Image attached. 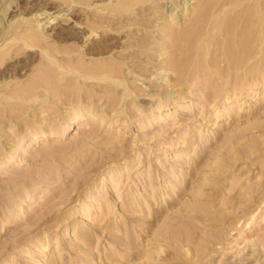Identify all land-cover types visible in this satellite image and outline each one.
Returning <instances> with one entry per match:
<instances>
[{
	"label": "rangeland",
	"instance_id": "obj_1",
	"mask_svg": "<svg viewBox=\"0 0 264 264\" xmlns=\"http://www.w3.org/2000/svg\"><path fill=\"white\" fill-rule=\"evenodd\" d=\"M127 1L0 0V264H264V71L174 67L206 0Z\"/></svg>",
	"mask_w": 264,
	"mask_h": 264
},
{
	"label": "bare ground",
	"instance_id": "obj_2",
	"mask_svg": "<svg viewBox=\"0 0 264 264\" xmlns=\"http://www.w3.org/2000/svg\"><path fill=\"white\" fill-rule=\"evenodd\" d=\"M73 1V0H72ZM154 0H128L126 3L122 4V8H129L133 7L134 5L137 4H143L146 2H150ZM190 1V0H187ZM192 1V0H191ZM163 2V1H162ZM202 2V1H201ZM199 2V3H201ZM149 3V4H150ZM164 3V2H163ZM185 3V2H184ZM189 3V2H188ZM204 3V0H203ZM167 4V2H166ZM183 4V3H182ZM180 5V4H179ZM200 5V4H199ZM202 5V4H201ZM114 6V5H113ZM139 6V5H138ZM141 6V5H140ZM147 6V5H146ZM153 6V5H151ZM164 6V4H163ZM183 10L185 11L188 4L187 2L185 5L183 4ZM199 6V7H203ZM95 7V6H94ZM180 7V6H179ZM197 7V6H196ZM115 8V7H114ZM161 8V6H160ZM198 8V7H197ZM102 9V8H101ZM163 9V8H162ZM199 9V8H198ZM95 10V9H94ZM99 10V9H98ZM106 10V9H104ZM104 10L102 11L104 13ZM101 11V10H100ZM139 11V10H137ZM152 11V9H151ZM99 12V11H98ZM106 12V11H105ZM154 12V11H152ZM195 12V11H194ZM101 13V12H100ZM135 13V12H134ZM139 13V12H138ZM185 13V12H184ZM198 13V12H197ZM128 14V13H127ZM136 14V13H135ZM151 14V13H150ZM97 15V14H96ZM108 15V14H106ZM118 15V14H117ZM123 15V14H122ZM129 15V14H128ZM131 15V14H130ZM157 15V14H156ZM162 15V14H161ZM116 17V15H113ZM120 16V15H119ZM152 17V16H150ZM161 17V16H159ZM165 17V16H164ZM167 18V17H165ZM178 18V17H177ZM168 19V18H167ZM188 19V18H187ZM53 20V19H52ZM102 20V19H101ZM115 20V19H114ZM191 20V19H190ZM164 21V20H163ZM186 21V19H185ZM93 22V21H92ZM95 22V21H94ZM168 22V21H167ZM101 23V22H99ZM170 23V22H169ZM168 23V24H169ZM172 23V22H171ZM186 23V22H184ZM105 23H103L104 25ZM154 24V23H153ZM189 24V23H187ZM100 25V24H98ZM174 25V24H173ZM172 25V26H173ZM177 25V24H176ZM175 25V26H176ZM190 25V24H189ZM102 26V24H101ZM104 26H108V24H105ZM103 26V27H104ZM170 26V27H172ZM173 26L177 30V27ZM183 25H180V27ZM36 27V26H35ZM113 27V26H112ZM110 27V28H112ZM188 28V30L181 35L177 34L175 36L174 34V40L173 43L170 41V44L172 47H169V49H173L170 51H173L171 54L172 58V65L175 67L176 65H182V67L186 64L187 62H183V59L187 57V60L193 62L196 61L197 63L201 64L203 67L205 66L208 68V56L211 53L210 48L213 46L214 48V43L213 41L217 37L222 38V42H220V45H223L224 48V53L228 55V58L226 60V67L224 70L227 71H232L234 69L238 70V72L243 71L247 66L251 67L252 72H249L251 74H256V76L249 77L248 82L249 84H257L258 83V76L263 73L264 71V0H206L205 6L202 9V14L198 15L197 17L192 20V25ZM114 29V28H112ZM171 29V28H170ZM184 29V28H183ZM144 30V29H143ZM171 31V33H173ZM178 31V30H177ZM176 31V32H177ZM182 31V29L180 30ZM92 32V31H91ZM100 33L102 32L99 31ZM105 32V31H104ZM40 34V33H39ZM38 34V35H39ZM155 34V33H154ZM96 36V38L94 37ZM98 35L92 32L90 36H88V40L91 39H97ZM116 36V35H115ZM94 37V38H93ZM102 37V36H101ZM100 37V38H101ZM117 37V36H116ZM172 37V35H171ZM21 39V38H20ZM19 39V40H20ZM119 39V38H118ZM127 39V38H126ZM170 39V37H169ZM22 40V39H21ZM121 40V39H120ZM124 40V39H122ZM171 40V39H170ZM86 41V40H85ZM83 41V42H85ZM97 41V40H96ZM95 41V42H96ZM108 41V40H107ZM126 41V40H125ZM89 42V41H88ZM94 42V41H91ZM26 44V43H25ZM86 43H84L85 45ZM93 43H91L92 45ZM97 44V42H96ZM48 45V44H47ZM46 45V46H47ZM83 45V48L85 46ZM29 46V45H28ZM87 46V44H86ZM98 46V45H97ZM90 47V46H88ZM99 47V46H98ZM117 47V46H116ZM115 47V48H116ZM27 48V45L26 47ZM30 48V46H29ZM97 49V47L95 46ZM105 48V47H104ZM151 48V47H149ZM222 48V47H220ZM52 49V47L50 48ZM58 49V48H56ZM79 49V48H78ZM95 49V50H96ZM100 49V48H99ZM148 49V48H147ZM42 50V49H41ZM55 50V49H53ZM82 50V49H81ZM80 50V51H81ZM84 50H87L84 49ZM93 50V49H92ZM98 50V49H97ZM222 50V51H223ZM58 51V50H57ZM65 51V50H64ZM69 51V50H68ZM89 51V50H88ZM212 51V50H211ZM82 52V51H81ZM107 52V51H106ZM105 52V53H106ZM109 52V51H108ZM169 52V50H168ZM168 52H165L168 54ZM214 52V51H213ZM212 52V53H213ZM96 53V51L94 52ZM93 53V54H94ZM121 53V52H120ZM88 54V53H85ZM90 54V53H89ZM92 54V53H91ZM100 54V53H98ZM103 55V52H102ZM111 55V54H110ZM113 55V54H112ZM51 56V55H50ZM49 56V58H50ZM57 56V54H56ZM82 56V55H81ZM92 56V55H90ZM95 56V55H94ZM214 56V54H213ZM220 56V55H218ZM217 56V57H218ZM48 57V56H47ZM58 57V56H57ZM64 57V56H63ZM121 57V56H120ZM119 57V58H120ZM47 58V59H49ZM60 58V57H59ZM79 58V57H78ZM118 58V59H119ZM138 58V57H137ZM51 59V58H50ZM84 59V58H81ZM170 58L168 57V60ZM194 59V60H193ZM214 59V58H213ZM220 59V57H219ZM61 60V59H60ZM78 60V59H76ZM87 60V59H86ZM107 60V59H106ZM95 61V60H94ZM93 61V62H94ZM98 61V60H97ZM110 61V59H109ZM108 61V62H109ZM112 61V60H111ZM118 61V60H117ZM170 61V60H169ZM168 61V63H169ZM57 63V61H55ZM82 62V61H80ZM69 63V62H68ZM77 63V62H76ZM95 63V62H94ZM100 63V62H99ZM98 63V64H99ZM105 63V62H103ZM111 63V62H110ZM109 63V65H111ZM123 63V62H122ZM150 63V62H149ZM211 63V62H210ZM220 63V62H219ZM107 64V63H106ZM105 64V66H106ZM170 64V63H169ZM212 64V63H211ZM82 65V64H81ZM113 65V64H112ZM111 65V66H112ZM126 65V64H125ZM191 65V63H190ZM194 65V64H193ZM200 65V66H201ZM215 65V64H213ZM58 66V65H56ZM79 66V65H78ZM91 66V65H90ZM103 66V65H102ZM117 67V65H115ZM171 66V67H173ZM217 66V65H216ZM47 67V65H46ZM104 67V66H103ZM115 67V68H116ZM204 67V68H205ZM51 68V67H50ZM84 69V67H82ZM93 68V67H92ZM200 68V67H199ZM205 68V69H206ZM95 69V68H94ZM99 69V68H98ZM118 71V68H116ZM185 69V68H184ZM190 70V68H187ZM58 70V69H57ZM76 73V68L74 69ZM79 70V69H78ZM89 71V68L87 69ZM120 70V69H119ZM158 70V69H157ZM247 70V69H246ZM67 71V70H66ZM91 71V70H90ZM97 71V70H96ZM106 71V70H105ZM116 70H110V74L112 77H117ZM126 71V70H125ZM249 71V70H248ZM58 72V71H57ZM65 72V71H64ZM78 72V71H77ZM99 72V71H98ZM120 72V71H119ZM166 72V71H165ZM178 72V71H177ZM175 72V74L177 73ZM184 72V71H183ZM188 72V71H187ZM186 72V73H187ZM46 73V72H45ZM48 73V72H47ZM55 73V72H54ZM53 73V74H54ZM63 73V71H62ZM70 73V72H69ZM90 74V72H88ZM174 73V72H173ZM228 73V72H227ZM50 74V73H49ZM59 75V73H57ZM174 74V75H175ZM191 74V73H190ZM45 75V74H44ZM57 75V76H58ZM87 75V74H86ZM125 75V74H124ZM186 75V74H185ZM193 75V74H192ZM227 75V74H226ZM42 76V75H41ZM40 76V77H41ZM51 76V75H50ZM191 76V75H190ZM235 76V75H234ZM63 77V76H62ZM74 77V75H73ZM53 79L52 77H49ZM184 78V77H183ZM235 78V77H234ZM41 79V78H40ZM39 79V80H40ZM43 79V78H42ZM68 78L67 80H69ZM75 79V78H74ZM115 80V78H113ZM116 79V80H117ZM128 79V78H126ZM177 80V77L175 78ZM262 79V78H261ZM36 80V79H35ZM82 80V79H81ZM86 80V79H85ZM90 80V79H89ZM106 80V79H105ZM120 80V79H119ZM175 80V81H176ZM181 80V79H180ZM184 80V79H183ZM254 80V82L252 81ZM34 81V80H33ZM51 81V80H50ZM83 81V80H82ZM36 82V81H35ZM47 82V81H46ZM59 82V81H58ZM183 81H180V83ZM263 82V81H262ZM48 83V82H47ZM57 83V82H56ZM72 83V82H71ZM245 83V82H244ZM261 83V82H260ZM43 84V83H40ZM51 84L54 85V81L51 82ZM50 84V85H51ZM59 84V83H58ZM68 84V83H67ZM87 84V83H86ZM182 84V83H181ZM62 86V84H60ZM132 85V84H131ZM27 86V84H26ZM44 86V85H43ZM66 86V85H64ZM68 86V85H67ZM109 86V85H108ZM126 86V85H125ZM50 87V86H49ZM52 87V86H51ZM55 87V86H54ZM173 87V86H172ZM63 88V87H62ZM175 88V87H174ZM182 88V87H181ZM186 88V86H185ZM58 89V88H57ZM184 89V88H183ZM252 89V88H251ZM24 90V89H23ZM53 90V87H52ZM56 90V88H55ZM101 90V89H100ZM173 90V89H171ZM181 90V89H180ZM187 90V89H186ZM54 91V90H53ZM102 91V90H101ZM124 91V90H121ZM23 92V91H22ZM35 92V91H34ZM43 92V91H42ZM140 92V91H139ZM143 92V91H142ZM36 93V92H35ZM62 93V92H61ZM144 93V92H143ZM170 93V92H168ZM176 93V92H175ZM39 94V93H38ZM44 94V93H43ZM167 94V93H166ZM13 95V94H12ZM19 95V94H18ZM25 94H23L24 96ZM124 95V94H123ZM152 95V94H151ZM170 95V94H169ZM172 95V94H171ZM21 95H19L20 97ZM38 96V95H37ZM40 96V95H39ZM44 96V95H43ZM42 96V97H43ZM46 96V95H45ZM64 96V95H63ZM122 96V95H121ZM7 97V96H6ZM18 97V96H17ZM18 97V98H19ZM12 98V97H11ZM16 98V97H15ZM23 98V97H20ZM32 98V97H31ZM39 97H36L35 99H38ZM121 98V97H120ZM124 98V97H123ZM161 98V97H160ZM167 98V97H166ZM14 99V98H13ZM48 101L50 102V99L47 98ZM60 99V97H59ZM15 100V99H14ZM8 101V99H7ZM12 101V99H11ZM10 101V102H11ZM22 101V99H20ZM24 102V101H23ZM139 102V101H138ZM13 103V101H12ZM26 103V102H25ZM123 103V102H122ZM28 104V103H26ZM87 110V109H86ZM14 111V110H13ZM81 114V113H80ZM99 114V113H98ZM79 116V115H78ZM1 117V116H0ZM159 118V117H158ZM85 119V118H84ZM45 125V124H44ZM14 127V126H13ZM56 127V126H55ZM11 129V128H10ZM30 129V126L29 128ZM39 129V128H38ZM67 129V128H66ZM18 131V130H17ZM26 132V131H25ZM24 132V133H25ZM36 132V131H35ZM15 133V132H14ZM42 133V132H41ZM16 135V134H15ZM48 154V152H46ZM45 153V154H46ZM53 155V154H52ZM46 156V155H45ZM40 244V243H39ZM39 246V245H38Z\"/></svg>",
	"mask_w": 264,
	"mask_h": 264
}]
</instances>
